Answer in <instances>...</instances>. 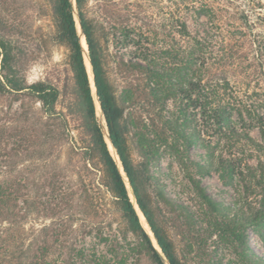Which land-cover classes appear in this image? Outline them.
Listing matches in <instances>:
<instances>
[{
    "label": "rangeland",
    "instance_id": "1",
    "mask_svg": "<svg viewBox=\"0 0 264 264\" xmlns=\"http://www.w3.org/2000/svg\"><path fill=\"white\" fill-rule=\"evenodd\" d=\"M49 1L0 0V38L27 49L24 73L28 83L42 80L53 73L54 66L67 61L66 46L51 39L55 27ZM71 1L83 47L75 2ZM84 9L105 28L107 72L117 96L124 97L138 87L139 108L149 101L146 78L133 71L128 61L140 62L147 46L158 51L164 69L174 68L171 62L179 58L177 52L195 48L192 38L200 39L199 56L204 64L197 73L207 81L210 95L224 97V91L234 95L237 91L256 106L257 101H264V0H86ZM178 20L186 22L190 37L178 35ZM146 36L155 41V47L145 44ZM85 64L90 71L87 56ZM188 104L186 96L176 94L166 100L164 114L180 116L178 106ZM139 108L132 107L126 115L131 123L127 134L130 153L135 162L147 156L154 180L175 203L171 207L155 190L151 192L156 218L178 257L187 264H260L230 233L242 225L228 226L226 217L216 220L187 175L199 178L208 195L227 206V216L249 214L264 203V179L251 187L248 166L264 167V155L238 136L203 122L192 109L186 114L187 130L199 132L200 137L185 150L168 132L161 134L157 119H153L157 128L152 127ZM96 114L107 140L98 104ZM46 120L40 104L24 92L0 93V187L15 190V207L0 206V229L25 245L45 242L53 264H151L137 253L136 239L125 230L103 186L101 166L82 156L76 131L58 136L55 130L51 138L46 134ZM233 122L238 132L245 128L253 140L261 141L250 120L245 118L243 124L234 117ZM210 158L216 169L198 176L196 162L204 165ZM220 158L222 163H217ZM126 186L134 203L127 181ZM180 205L185 213L174 211ZM138 213L155 245L147 222ZM244 233L250 250L264 259V241L256 227L247 225Z\"/></svg>",
    "mask_w": 264,
    "mask_h": 264
},
{
    "label": "trees",
    "instance_id": "2",
    "mask_svg": "<svg viewBox=\"0 0 264 264\" xmlns=\"http://www.w3.org/2000/svg\"><path fill=\"white\" fill-rule=\"evenodd\" d=\"M85 1L74 0L77 17L81 26V34L87 45L102 119L124 175L109 149L102 124L96 114L98 103L95 104L97 100L91 89L89 71L85 64L86 53L80 43L71 0L49 1L50 15L55 27V33L51 39L53 42L63 43L66 46L67 61L62 65L54 66L53 73H47L42 80L28 83L24 73L27 49L12 43L9 39L0 38L2 77L0 93L24 92L34 98L40 104L41 111L47 119L45 121L46 134L51 138L55 130H58V136L71 132V130L76 131L82 156L88 161H96L101 166L103 186L113 198L125 230L136 239V250L139 255H144L151 264H187L178 257L172 240L159 224L151 192L155 190L160 200L171 207H174V201L163 193L157 181L154 180L147 156L143 154V159L135 162L130 153L127 134L131 123L126 115L132 107L133 109L139 108L137 100L139 88L130 89L124 97L117 96L115 86L107 72L106 52L103 46V41L107 39L105 28L101 23L86 15ZM177 27L178 35L190 37L186 22L178 20ZM192 40L195 42V48L186 52H177L179 58L171 62L174 68L164 69L158 51L147 46L140 62L128 61V66L133 71L144 74L146 78L145 90L149 101L146 106H141L139 109L145 111L147 118L152 121V127L157 128L153 123V119H157L161 125V134L163 131L168 132L174 141L179 140L183 143L185 150L194 145L198 141V136L200 137L199 132L195 134L194 131L187 130L186 114L192 109L203 122L210 123L218 131H228L238 136L253 151L264 155V101H257L256 106L255 101L239 96L237 91H235L236 95L222 91L225 94L224 97L214 95V93L210 95L207 91V81L197 73L204 64V59L199 56L200 39L192 38ZM145 44H151L153 47L156 45L155 41L147 36ZM182 64L185 70L181 67ZM190 70L192 72L189 73ZM176 94L186 96L189 104L185 107L178 106L180 116H167L164 114V104L167 99ZM234 117H237L243 124H245V118L250 120L258 129L261 141L253 140L245 128L238 132L233 122ZM215 163L212 158L204 165L196 162L199 170L198 176L214 171ZM217 163H222V159L217 160ZM247 175L251 180V187L260 185L261 179H264L263 165L261 164L258 170L248 166ZM124 177L130 184L136 206L130 199ZM187 178L195 194L216 220L226 217L229 220L228 226L235 225L237 228L242 225L237 231L231 230L230 233L235 237L238 245L252 255V260L264 264V259L250 250L244 233L245 226L253 225L260 239L264 241V222L262 221L264 203H261L255 210H251L249 214L240 212L237 215L235 213L231 218L225 212V209H228L227 206L212 199L199 178L191 174H188ZM14 193L15 190L12 187H0V206L6 204L14 208ZM177 210L181 213L186 212V208L181 205L174 208V211ZM138 211L147 222L162 254L154 247L151 236L142 226ZM223 221L224 219L220 220L221 223ZM16 239L17 237L11 232L6 234L0 229V264H53L52 260L47 258L49 247L45 242L34 246V243L25 245Z\"/></svg>",
    "mask_w": 264,
    "mask_h": 264
},
{
    "label": "water",
    "instance_id": "3",
    "mask_svg": "<svg viewBox=\"0 0 264 264\" xmlns=\"http://www.w3.org/2000/svg\"><path fill=\"white\" fill-rule=\"evenodd\" d=\"M78 26H79V29H80V31H81V26H80L79 20H78ZM82 36H83V35H82ZM83 38H84V36H83ZM84 42H85V38H84ZM85 45H86V42H85ZM86 53H87V58H88L89 66H90V72H91V76H92V86H93V89H94V94H95V97H96V100H97L98 106H99V108H100V105H99V102H98V99H97L96 89H95V86H94V80H93V73H92V69H91V64H90V60H89V57H88L87 45H86ZM92 86H91V89H92ZM100 110H101V109H100ZM104 124H105V122H104ZM106 133H107V131H106ZM107 139H108V142H109L111 148L113 149V146H112V144H111V142H110V138H109L108 134H107ZM105 140H106V139H105ZM106 142H107V140H106ZM107 144H108V143H107ZM115 157H116V159H117V161H118V163H119V160H118L116 154H115ZM119 167H120V171H121V173L124 174L123 171H122V167L120 166V163H119ZM126 181H127V183H128V187H129V189H130V191H131L130 184H129L128 180H126ZM131 196H132L133 201H134V204H135V206H136L135 199H134V196H133L132 191H131ZM131 201H132V200H131ZM150 232H151V231H150ZM151 234H152V233H151ZM153 239H154V237H153ZM154 241H155V239H154ZM154 247H155V248L161 253V250H160L159 246L157 245L156 241H155V245H154ZM161 254H162V253H161ZM167 264H168V263H167Z\"/></svg>",
    "mask_w": 264,
    "mask_h": 264
},
{
    "label": "bare ground",
    "instance_id": "4",
    "mask_svg": "<svg viewBox=\"0 0 264 264\" xmlns=\"http://www.w3.org/2000/svg\"><path fill=\"white\" fill-rule=\"evenodd\" d=\"M83 49H84V51H85V53H86V45H85V43L83 44ZM86 56H87V53H86ZM87 60H88V58H87ZM90 67V66H89ZM89 76H90V84L92 85V76H91V72L89 71ZM92 90H93V94H94V89H93V87H92ZM94 96H95V94H94ZM96 98V97H95ZM108 140V139H107ZM110 145V144H109Z\"/></svg>",
    "mask_w": 264,
    "mask_h": 264
}]
</instances>
